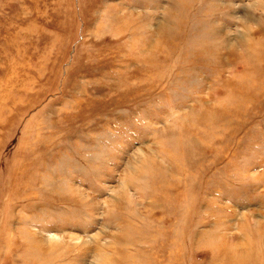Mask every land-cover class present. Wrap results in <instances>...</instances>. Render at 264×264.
<instances>
[{
	"label": "rangeland",
	"instance_id": "1",
	"mask_svg": "<svg viewBox=\"0 0 264 264\" xmlns=\"http://www.w3.org/2000/svg\"><path fill=\"white\" fill-rule=\"evenodd\" d=\"M0 264H264V0H0Z\"/></svg>",
	"mask_w": 264,
	"mask_h": 264
}]
</instances>
